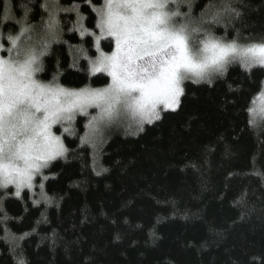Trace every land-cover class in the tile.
<instances>
[{"label":"trees","instance_id":"1","mask_svg":"<svg viewBox=\"0 0 264 264\" xmlns=\"http://www.w3.org/2000/svg\"><path fill=\"white\" fill-rule=\"evenodd\" d=\"M210 2L220 0H189L192 18ZM232 2L239 18L206 27L226 40L239 33L242 43L259 42L264 0ZM23 4L30 35L40 38L34 47L48 45L39 79L56 76L70 89L109 84L107 74L90 72L98 51L88 0H0V18L23 22ZM50 14L59 21L55 42L45 35ZM3 31L15 36L19 27ZM112 47L102 41L106 53ZM262 82L264 68L240 64L211 85L186 81L180 109L134 136L104 134L97 148L82 143L88 116L77 115L62 134L67 153L45 170V200L0 188V264H264V116L254 122L249 112Z\"/></svg>","mask_w":264,"mask_h":264},{"label":"snow or ice","instance_id":"2","mask_svg":"<svg viewBox=\"0 0 264 264\" xmlns=\"http://www.w3.org/2000/svg\"><path fill=\"white\" fill-rule=\"evenodd\" d=\"M88 4L97 16L99 38L115 41L111 53L98 48L91 64L93 74L106 73L111 78L102 89H69L56 76L48 82L39 79L47 43L40 51L21 47L22 37L31 30V9L22 5L23 22L7 13L0 18V188L14 186L16 197L23 189H31L37 176L43 177L51 161L67 153L61 137L52 131L55 125L71 124L77 114L88 116L94 108L97 114L85 125L88 131L81 137L82 143H93L92 137L102 126L119 121L137 135L146 124L162 121L165 112L180 109L186 81L211 85L232 64L247 71L264 68V38L242 43L237 33L226 40L206 27L241 16L232 0H220L218 5L210 2L199 21L191 16L189 0H101L99 6L88 0ZM181 7L188 11L181 12ZM209 8L213 9L211 17L205 19ZM8 23L19 27L15 36L3 31ZM58 25L56 16L50 14L45 35L53 42L60 31ZM80 31L82 36L86 32L82 25ZM261 89L258 99L264 102V82ZM63 131L67 133L69 128L63 127ZM245 195L240 194L238 205L244 204ZM19 264H25L23 259Z\"/></svg>","mask_w":264,"mask_h":264},{"label":"rangeland","instance_id":"3","mask_svg":"<svg viewBox=\"0 0 264 264\" xmlns=\"http://www.w3.org/2000/svg\"><path fill=\"white\" fill-rule=\"evenodd\" d=\"M94 37H95V45H96V48L98 49L99 48V50L100 51H103L102 50V41L104 40V39H109V40H111L112 41V43H113V47H112V51H114L115 50V41L113 40V39H111V38H99L100 37V33H99V29H97V32L95 33V35H94ZM99 38V44L97 45V43H96V40ZM40 38H39V36H37V35H30V32H27V33H25V37H22V39H21V47L23 48V47H25V46H32V47H34V45H35V43L39 40ZM252 42V41H251ZM245 43V42H244ZM9 46V45H8ZM103 52H105V51H103ZM106 53V52H105ZM109 53H111V52H109ZM98 54L99 53H97V56H98ZM96 56V57H97ZM96 57L94 58V59H92V61L93 60H95L96 59ZM91 64H92V62H91ZM91 64H90V72H91ZM92 73V72H91ZM93 74V73H92ZM96 74V73H95ZM106 74V73H105ZM111 83V78L109 77V84ZM108 84V85H109ZM107 85V86H108ZM106 86H104V87H101V88H92V89H102V88H105ZM70 89V88H69ZM82 89V88H81ZM76 90H79V89H76ZM97 109H89V115H88V121H89V119L91 118V116L92 115H96L97 114ZM253 121L254 122H256V121H258V120H254V117L255 118H258L259 119V117L261 118L262 116H264V102H261V100H259V99H257V101L254 103V106H253ZM77 115H79V114H77ZM259 116V117H258ZM88 121H87V124H88ZM73 124H74V121L71 123V124H64L63 126L62 125H55L54 127H53V129H52V131H53V133L55 134V135H58L57 133H56V131H55V128H57V127H59L60 128V132H61V134L60 135H58V136H60L61 137V139H62V134H64V133H66V132H64L63 131V127H68L69 128V132L73 129ZM86 124V125H87ZM147 126V124L144 126V128ZM86 131H88V129H86V127H85V132ZM124 133L125 135H132L131 134V131L128 129V127H127V123L126 122H124V121H119V122H115V123H113L111 126H102L101 127V130L99 131V132H97V133H95V135L92 137V140H93V143H91L90 145L91 146H95L96 148L106 139V138H108L110 135H112V134H114V133ZM104 134H106V136H105V139H104ZM134 136V135H133ZM104 139V140H103ZM101 140H103L102 142H100ZM62 141H63V139H62ZM100 142V143H99ZM97 144H99V145H97ZM63 157V156H62ZM58 158H60V157H58ZM57 158V159H58ZM56 160V159H55ZM54 161V160H53ZM53 161H51V162H53ZM50 162V163H51ZM50 165V164H49ZM49 167V166H48ZM47 167V168H48ZM47 168H45L44 170H43V177H41V176H37L36 178H35V180L33 181V184H34V186L30 189L32 192H33V194L35 195L36 194V199H39V200H45V195H44V185H45V182H46V180H47V177H46V174H45V170L47 169ZM9 187H13V189H14V191H15V187L14 186H9ZM25 189H28V188H25ZM24 190V189H23ZM22 190V191H23Z\"/></svg>","mask_w":264,"mask_h":264}]
</instances>
